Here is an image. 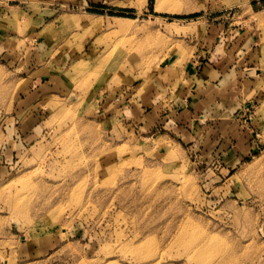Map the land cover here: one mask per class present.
Masks as SVG:
<instances>
[{"label":"rangeland","instance_id":"rangeland-1","mask_svg":"<svg viewBox=\"0 0 264 264\" xmlns=\"http://www.w3.org/2000/svg\"><path fill=\"white\" fill-rule=\"evenodd\" d=\"M61 12L46 26L57 29L50 48L29 61V71L52 56L58 65L55 95L27 135L12 127L24 116L11 117L24 69L0 65L10 141L0 153V264H264V0H107ZM200 16L257 43L260 91L242 106L254 150L238 163L183 142L145 146L97 111L108 91L191 57Z\"/></svg>","mask_w":264,"mask_h":264},{"label":"crops","instance_id":"crops-1","mask_svg":"<svg viewBox=\"0 0 264 264\" xmlns=\"http://www.w3.org/2000/svg\"><path fill=\"white\" fill-rule=\"evenodd\" d=\"M106 1L0 0V65L24 69V83L21 89L16 86L11 102V117L24 116L12 126L16 137L34 129L41 107L55 95L56 57H48L50 66L43 62L29 71L32 61L50 48L48 37L56 36L57 29L46 26L65 7ZM216 19L200 16L191 21V27L200 28L189 33L195 47L191 57L161 63L146 82L108 91L99 98L97 111L129 138L138 135L145 140V146L155 144L158 150L183 142L215 161L226 158L227 164L238 163L254 150L242 125L246 114L242 106L260 91L258 48L253 35ZM5 128L0 129V153L10 144Z\"/></svg>","mask_w":264,"mask_h":264},{"label":"bare ground","instance_id":"bare-ground-1","mask_svg":"<svg viewBox=\"0 0 264 264\" xmlns=\"http://www.w3.org/2000/svg\"><path fill=\"white\" fill-rule=\"evenodd\" d=\"M155 8L157 9V11L163 9V8L160 7L158 4H156ZM156 9H155V10H156ZM166 9H167V8H166ZM169 11L180 12V9H179V8L170 7V8H169ZM123 20H124V19H123ZM123 20H121V19L118 18L117 21H119L120 23H122V22H124ZM125 20H126V19H125ZM121 25H122V24H121ZM123 25H124V23H123Z\"/></svg>","mask_w":264,"mask_h":264}]
</instances>
